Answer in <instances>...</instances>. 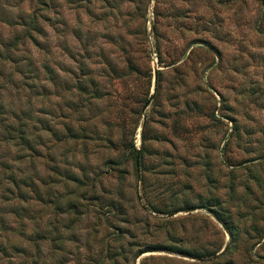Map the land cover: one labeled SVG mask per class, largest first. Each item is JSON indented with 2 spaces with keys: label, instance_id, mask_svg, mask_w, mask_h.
Returning a JSON list of instances; mask_svg holds the SVG:
<instances>
[{
  "label": "rangeland",
  "instance_id": "374dc122",
  "mask_svg": "<svg viewBox=\"0 0 264 264\" xmlns=\"http://www.w3.org/2000/svg\"><path fill=\"white\" fill-rule=\"evenodd\" d=\"M0 264H264V0H0Z\"/></svg>",
  "mask_w": 264,
  "mask_h": 264
}]
</instances>
